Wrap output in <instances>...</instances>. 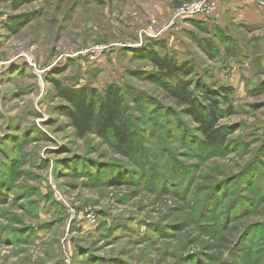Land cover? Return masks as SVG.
Listing matches in <instances>:
<instances>
[{"label": "rangeland", "instance_id": "374dc122", "mask_svg": "<svg viewBox=\"0 0 264 264\" xmlns=\"http://www.w3.org/2000/svg\"><path fill=\"white\" fill-rule=\"evenodd\" d=\"M182 1L0 0V264H264V25L224 13L212 57ZM143 29L196 93L233 88L224 145L150 80ZM53 79L123 86L129 142L79 137Z\"/></svg>", "mask_w": 264, "mask_h": 264}, {"label": "trees", "instance_id": "16d2710c", "mask_svg": "<svg viewBox=\"0 0 264 264\" xmlns=\"http://www.w3.org/2000/svg\"><path fill=\"white\" fill-rule=\"evenodd\" d=\"M10 20L8 18L7 22ZM192 23L202 33L211 35L209 39L204 38L206 40H204L203 49L206 53L212 57L218 56L220 47L213 39L217 37V30L210 31L208 25L199 23L197 20H193ZM195 39L198 40L196 37ZM145 45V58L155 68L149 77L150 80L160 83L175 103L183 108L185 114L196 125L203 146L212 148L216 145H224L229 133L220 125V121L232 114V106L224 104H227L228 96L234 91L233 88L221 85L216 91L197 86L196 93L192 89L193 81L190 78L193 73L191 63L178 61L167 49L163 38L149 39ZM225 49L230 50L228 46ZM53 82L60 97L67 102L64 114L79 137L94 132L101 137L112 138L118 145L129 142L131 126L125 109L124 93L126 91L123 90V86L111 82L97 91L89 86L67 88L55 79Z\"/></svg>", "mask_w": 264, "mask_h": 264}, {"label": "crops", "instance_id": "0c3cea01", "mask_svg": "<svg viewBox=\"0 0 264 264\" xmlns=\"http://www.w3.org/2000/svg\"><path fill=\"white\" fill-rule=\"evenodd\" d=\"M220 15L216 20L204 16L190 18L208 25L210 31H216L224 13L244 25L262 27L264 25V1L259 4L255 0H218ZM206 35V34H205Z\"/></svg>", "mask_w": 264, "mask_h": 264}, {"label": "built area", "instance_id": "2783aa9c", "mask_svg": "<svg viewBox=\"0 0 264 264\" xmlns=\"http://www.w3.org/2000/svg\"><path fill=\"white\" fill-rule=\"evenodd\" d=\"M257 3L261 4L264 0H255ZM176 15L179 17L194 18L197 16H204L211 20H216L219 15V4L218 0H183L180 4ZM145 34H148L152 38H160L162 31L158 30L156 33H149L147 29H143ZM109 50L107 45H96L92 52L100 55L98 61L103 59V54ZM94 58V57H93ZM95 59V58H94ZM88 218L90 215H87Z\"/></svg>", "mask_w": 264, "mask_h": 264}]
</instances>
